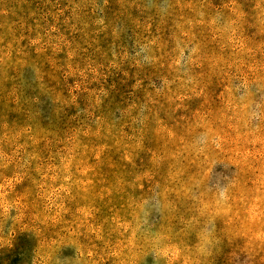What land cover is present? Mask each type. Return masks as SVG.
Here are the masks:
<instances>
[{
  "label": "rangeland",
  "instance_id": "374dc122",
  "mask_svg": "<svg viewBox=\"0 0 264 264\" xmlns=\"http://www.w3.org/2000/svg\"><path fill=\"white\" fill-rule=\"evenodd\" d=\"M0 264H264V0H0Z\"/></svg>",
  "mask_w": 264,
  "mask_h": 264
}]
</instances>
